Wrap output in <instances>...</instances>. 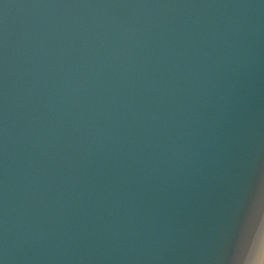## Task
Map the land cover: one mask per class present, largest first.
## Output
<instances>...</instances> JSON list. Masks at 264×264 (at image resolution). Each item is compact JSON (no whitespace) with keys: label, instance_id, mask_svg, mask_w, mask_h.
Wrapping results in <instances>:
<instances>
[{"label":"water","instance_id":"obj_1","mask_svg":"<svg viewBox=\"0 0 264 264\" xmlns=\"http://www.w3.org/2000/svg\"><path fill=\"white\" fill-rule=\"evenodd\" d=\"M264 264V0H0V264Z\"/></svg>","mask_w":264,"mask_h":264},{"label":"clouds","instance_id":"obj_2","mask_svg":"<svg viewBox=\"0 0 264 264\" xmlns=\"http://www.w3.org/2000/svg\"><path fill=\"white\" fill-rule=\"evenodd\" d=\"M241 264H252V262L250 261L249 257L245 255V259L241 262Z\"/></svg>","mask_w":264,"mask_h":264}]
</instances>
